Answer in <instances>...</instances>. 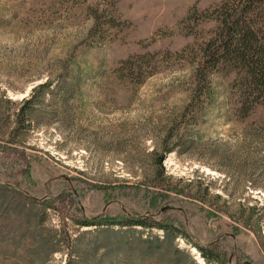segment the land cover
I'll use <instances>...</instances> for the list:
<instances>
[{"label":"rangeland","instance_id":"obj_1","mask_svg":"<svg viewBox=\"0 0 264 264\" xmlns=\"http://www.w3.org/2000/svg\"><path fill=\"white\" fill-rule=\"evenodd\" d=\"M217 1L0 0V264H264V106L214 72L181 115L214 26L186 16ZM95 4L120 20L104 37ZM145 51L139 80L117 69ZM132 214L170 230L110 223Z\"/></svg>","mask_w":264,"mask_h":264},{"label":"trees","instance_id":"obj_2","mask_svg":"<svg viewBox=\"0 0 264 264\" xmlns=\"http://www.w3.org/2000/svg\"><path fill=\"white\" fill-rule=\"evenodd\" d=\"M113 6V4L110 5L105 9L106 11L99 8L97 4L89 8L94 19L91 30L99 37H104L106 30L110 27L119 25L120 20L117 19L115 6L114 8ZM206 19L214 20V26L198 43L199 58L194 73L195 87L191 101L186 104L181 115L189 113L188 117L195 118L201 112L202 105L210 98L212 88L209 75L214 72H221L224 75L234 73L231 78V87L237 91L239 96V111L242 115H247L257 106H264V0H219L205 8L193 7L186 16V20H192L194 23ZM185 33L193 34L194 30L187 28ZM154 55L153 51L129 55L121 60L117 69L128 79L138 78L139 80L144 76L142 60L145 56L150 59ZM43 84L39 86L42 87ZM6 99L10 101L9 98ZM33 99L32 94L24 100L27 107L33 103ZM25 106L19 107L15 112L17 125L14 131L23 127L21 122L24 119ZM171 149L172 146H168L163 150ZM161 160L162 156L157 155V165L161 164ZM78 223L91 225L98 222L92 218H81L78 219ZM110 223L142 226L155 224L146 216L133 214L120 219H112ZM155 225L168 231L171 227V224L164 223ZM140 242L147 247L148 238L145 237ZM192 243L205 259L209 260L212 257L216 260L220 259L213 250L204 248L196 242ZM67 264H70V261Z\"/></svg>","mask_w":264,"mask_h":264},{"label":"water","instance_id":"obj_3","mask_svg":"<svg viewBox=\"0 0 264 264\" xmlns=\"http://www.w3.org/2000/svg\"><path fill=\"white\" fill-rule=\"evenodd\" d=\"M168 207H173V206H170V205H166V206H164L163 208H168Z\"/></svg>","mask_w":264,"mask_h":264}]
</instances>
